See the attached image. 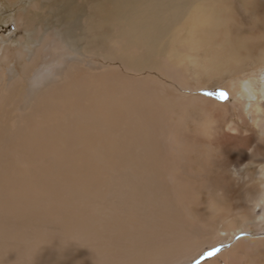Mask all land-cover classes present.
<instances>
[{"label":"bare ground","instance_id":"6f19581e","mask_svg":"<svg viewBox=\"0 0 264 264\" xmlns=\"http://www.w3.org/2000/svg\"><path fill=\"white\" fill-rule=\"evenodd\" d=\"M229 2L31 0L12 43L0 24V264H194L250 228L195 264H264V196L239 198L264 187V14L249 39Z\"/></svg>","mask_w":264,"mask_h":264},{"label":"rangeland","instance_id":"374dc122","mask_svg":"<svg viewBox=\"0 0 264 264\" xmlns=\"http://www.w3.org/2000/svg\"><path fill=\"white\" fill-rule=\"evenodd\" d=\"M31 1V0H29ZM28 0H25L24 2H22L21 4L18 5H14L9 3V1L7 0H0V24H1V31L4 32V34H6L7 36H9V38H7V42L12 43L14 39H16V35L17 33L14 32L16 25H15V20H16V15L18 13V9L22 6V5H26V2H29ZM230 1L228 3L229 5V9L228 6L226 4H224L225 8H227L228 13L230 12V16L233 18L234 21V25L236 27V29L241 32L242 35H246L249 36V39L251 38H256L260 35V30L259 29V20L262 19V14H264V0H257L258 2L256 3L257 7L256 9H252L249 7V5L246 2V5L243 4L242 0H228ZM45 1H43L44 3ZM45 4V3H44ZM222 3H220V5H222ZM39 7V10H48L49 7H46L45 5L42 6V8ZM38 10V11H39ZM14 32V33H13ZM13 33V34H12ZM22 33V31L20 32ZM16 36V37H15ZM14 46L11 45L9 48V55H11V60H13V52H14ZM262 52H259V54L257 53H251L248 54V56L245 58L244 60V65L245 67L247 66L248 69L247 73L248 74H254L253 76L255 77V79L253 80L254 85L256 88L259 87V82L256 81L257 80V76L261 73V71L264 70V68L262 69V67L264 66V64L261 65V63H259L258 61H260L261 59H263L264 56V49H262ZM3 54V51H2ZM1 54V55H2ZM216 56H219V53L214 54ZM259 55V58H258ZM2 56H0L1 59ZM205 80V79H203ZM214 81V80H213ZM222 83V84H221ZM219 85V86H218ZM174 88H177L179 91H184L178 84H174ZM197 92L199 94H206V95H211L214 99H216L217 101L221 102V103H226L227 101L232 100L230 97V91L229 89H227V87L223 88V82L218 83H214L213 87H204L201 88L199 90H197ZM264 126V123L261 124ZM258 154L260 155V157L262 159H264V149H262V152H258ZM239 198L241 201H243L245 204H252L254 199L257 197H263L264 196V187L262 186H257V187H242V189L239 190ZM254 196H256L255 198H253ZM259 208V207H258ZM258 208L256 209V211L258 212ZM263 228H264V222H263ZM255 233L253 228H250V231H241L238 233V235L236 237L230 238L228 241L226 242H221L218 244V246L213 247L212 249H206L207 253L206 255H204L202 258L196 260L194 262V264L200 260V262L205 261L208 257H210L211 255L218 253L221 251H225L228 250L231 246H233L235 244V242L237 241V238H241V237H251V235H253ZM218 249V250H216ZM221 258V257H219ZM262 260L264 261V258H262ZM201 262V263H202ZM200 264V263H199ZM218 264H225V260L221 259L220 262L218 261Z\"/></svg>","mask_w":264,"mask_h":264}]
</instances>
